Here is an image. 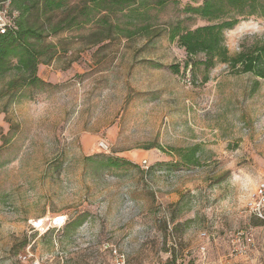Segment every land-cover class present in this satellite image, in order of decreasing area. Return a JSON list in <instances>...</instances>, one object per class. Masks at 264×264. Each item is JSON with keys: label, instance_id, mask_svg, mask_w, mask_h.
Wrapping results in <instances>:
<instances>
[{"label": "rangeland", "instance_id": "1", "mask_svg": "<svg viewBox=\"0 0 264 264\" xmlns=\"http://www.w3.org/2000/svg\"><path fill=\"white\" fill-rule=\"evenodd\" d=\"M36 1L0 0V10ZM203 2L103 11L67 0L31 12L46 84L13 95L15 74L0 80V264H27L28 253L38 264H113L114 250L124 264H264V221L247 209L264 175V79L219 62L185 69L168 39L175 24L208 23L186 11ZM255 38L256 15L223 32L232 56ZM194 147L187 165L179 154ZM98 155L138 167L96 170ZM247 235L254 247L236 256Z\"/></svg>", "mask_w": 264, "mask_h": 264}, {"label": "trees", "instance_id": "2", "mask_svg": "<svg viewBox=\"0 0 264 264\" xmlns=\"http://www.w3.org/2000/svg\"><path fill=\"white\" fill-rule=\"evenodd\" d=\"M66 1L42 0L29 2V6L21 2L16 4L14 10L16 15L12 16V13L9 15L10 25L6 27L4 33L0 32V80L8 74H15L16 79L7 82L6 90L11 94H16L24 87L39 88L40 85L46 84L37 76L38 64L42 56V52L37 47L45 38L44 29L42 25L39 26L38 23L29 20L32 11H36V17L38 13L67 10ZM203 1L200 6L187 8L186 11L207 19L206 25L182 30L178 24H175L168 29L169 41L177 42V45L185 51L184 68L191 67V71H194L195 68L203 67L207 71L219 62L227 64L235 74L248 73L264 79V39L255 38L251 44L243 43L238 53L233 56L229 54L223 40L224 30L232 29L241 18L256 15L264 20V0ZM86 2L91 3L95 9L104 11L110 10L113 5L122 10V7L133 6L136 0H86ZM71 20V24L79 25L76 23V18ZM58 31L57 26L51 29L52 34ZM197 55H201V58L195 59ZM178 69L177 65L171 66L174 74H177ZM179 155L187 165L195 166L197 162L195 147L188 148ZM96 158H101L95 163L96 170L138 167L122 157L98 155ZM93 160L94 158L86 157V162ZM83 221V217L77 216L69 225L74 228L80 226Z\"/></svg>", "mask_w": 264, "mask_h": 264}, {"label": "built area", "instance_id": "3", "mask_svg": "<svg viewBox=\"0 0 264 264\" xmlns=\"http://www.w3.org/2000/svg\"><path fill=\"white\" fill-rule=\"evenodd\" d=\"M9 14L7 10H0V32L4 33L7 26L10 25L11 22H9ZM104 150L107 149L106 145L102 143L101 145ZM257 187L255 191L252 193V195L249 198L247 209L251 215H253L255 218L260 219L264 221V175L262 179L257 183ZM238 248L234 249L232 253H234L236 256L243 257L247 254V252L254 247L253 245V238L251 235H247L244 238V242L240 245H237ZM204 250V248H203ZM113 256L115 257V261L113 264H124V257L123 255L119 254L116 250L113 251ZM20 260L23 263L27 264H38L37 261H32L31 255L28 253V255H20Z\"/></svg>", "mask_w": 264, "mask_h": 264}, {"label": "bare ground", "instance_id": "4", "mask_svg": "<svg viewBox=\"0 0 264 264\" xmlns=\"http://www.w3.org/2000/svg\"><path fill=\"white\" fill-rule=\"evenodd\" d=\"M59 219H60V217L58 218V219H56V224L58 225V223H60V221H59ZM52 220V219H51ZM53 221V220H52ZM43 223V222H42ZM55 225V224H54Z\"/></svg>", "mask_w": 264, "mask_h": 264}]
</instances>
